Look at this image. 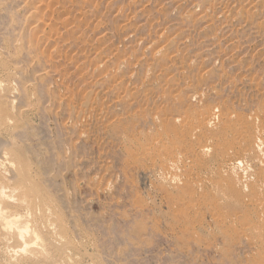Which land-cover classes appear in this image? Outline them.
I'll list each match as a JSON object with an SVG mask.
<instances>
[{
	"label": "rangeland",
	"instance_id": "1",
	"mask_svg": "<svg viewBox=\"0 0 264 264\" xmlns=\"http://www.w3.org/2000/svg\"><path fill=\"white\" fill-rule=\"evenodd\" d=\"M0 85L49 263L264 264V0H0Z\"/></svg>",
	"mask_w": 264,
	"mask_h": 264
},
{
	"label": "bare ground",
	"instance_id": "2",
	"mask_svg": "<svg viewBox=\"0 0 264 264\" xmlns=\"http://www.w3.org/2000/svg\"><path fill=\"white\" fill-rule=\"evenodd\" d=\"M205 2V1H204ZM207 2V1H206ZM200 5V4H199ZM199 9V8H198ZM190 16V15H189ZM192 16H190V18H191ZM256 18V17H255ZM117 22V21H116ZM25 29V28H24ZM166 32V31H165ZM180 35V34H179ZM176 37V36H175ZM180 37H181V35H180ZM253 38V37H252ZM8 40V39H7ZM171 43V42H170ZM174 43V42H173ZM173 43H172V45H173ZM171 45V46H172ZM168 46H170V45H168ZM170 46V47H171ZM163 49V48H162ZM56 50V49H55ZM163 51V50H162ZM157 55V54H156ZM237 55V54H236ZM198 57V56H197ZM126 62V61H125ZM123 65V64H122ZM12 66V65H11ZM13 67V66H12ZM205 67V66H204ZM170 70V69H169ZM212 70H214V69H212ZM117 71V70H116ZM119 71V70H118ZM10 73V72H9ZM148 78V77H147ZM101 83V82H100ZM232 83V82H231ZM4 84V83H3ZM6 84V83H5ZM99 84V83H98ZM232 85V84H231ZM1 86H3V85H0V87ZM5 86V85H4ZM3 86V88H5ZM7 86V85H6ZM98 86V85H97ZM155 86V85H154ZM201 88V87H200ZM0 89H2V88H0ZM0 91H2V90H0ZM94 91V90H93ZM5 92V91H4ZM8 92V91H7ZM6 92V93H7ZM151 92V91H150ZM2 93V92H1ZM33 94V93H32ZM196 96V95H195ZM194 96V97H195ZM193 97V96H192ZM89 99H91V97L89 98ZM89 99H87L88 101H89ZM124 99V98H123ZM196 99V98H195ZM13 102H14V100H13ZM2 103H4V102H2ZM37 103H38V101H37ZM86 103V102H85ZM84 103V104H85ZM88 103V102H87ZM35 104V103H34ZM13 105V104H12ZM37 105V104H36ZM88 105V104H87ZM1 106V105H0ZM14 106V105H13ZM84 106V105H83ZM3 107V106H2ZM35 108V107H34ZM1 109V108H0ZM2 109H4V108H2ZM36 109V108H35ZM211 109V108H210ZM7 110V109H6ZM93 110V109H92ZM3 111V110H2ZM4 111H5V109H4ZM7 111H9V110H7ZM11 111H13L12 109H11ZM207 111V110H206ZM223 112V111H222ZM2 113V115H4V117H3V119L5 118V120L6 121H10V122H12V121H15L14 119L12 120L11 118H14L15 116H13L12 117V115H11V118H10V115L8 116V118H9V120H7L6 119V116H5V114H6V111L4 112L5 114H3V112H0V114ZM9 113H11V112H8V114ZM27 113V112H26ZM179 113V112H178ZM209 113V112H208ZM207 114V113H206ZM229 114V113H228ZM235 114V113H234ZM2 115L0 116V117H2ZM25 115V114H24ZM253 116V115H252ZM24 117V116H23ZM30 117V116H29ZM210 117V116H209ZM208 117V118H209ZM227 117V116H226ZM211 118V117H210ZM0 119H2V118H0ZM16 119V118H15ZM30 119V118H29ZM158 119V118H157ZM229 119V118H228ZM227 119V120H228ZM4 120V121H5ZM32 120V119H31ZM17 121V120H16ZM16 121H15V124H16ZM26 121H27V119H26ZM160 120H158V122H159ZM209 121V120H208ZM4 123V122H3ZM3 123H2V125H3ZM6 123V122H5ZM1 124V123H0ZM7 124V123H6ZM10 124V123H9ZM12 124H14V123H12ZM21 124V123H20ZM5 125V124H4ZM3 125V126H4ZM71 125V124H70ZM2 126V127H3ZM8 126V125H7ZM2 127H0V128H2ZM6 127V126H5ZM9 128V127H8ZM12 128H13V126H12ZM2 133V132H1ZM84 135H85V133H84ZM1 136V135H0ZM5 138V137H4ZM124 138V137H123ZM16 145V144H15ZM12 147V146H11ZM15 147V146H14ZM13 148V147H12ZM19 149H20V147H18ZM11 149V148H10ZM9 148H6V149H4L3 150V152H2V156H0V247L2 246V249H4L7 253H9V254H11L12 253V255H13V251H14V249H12V248H15V243H17L18 245H20V243H22V241H23V243H25L24 245H23V243H22V245L25 247H27L29 244V242H33L32 244H31V246L33 245V247H32V249H34V246L35 245H37V243L34 245V241L35 240H37L38 239V241H39V238H40V240L43 238L45 241H46V248H44V246L43 247H41L40 248V250H39V248L37 247V248H35V249H38L39 250V252H38V254L40 253V255H41V257H42V255H44L45 254V250H46V252L49 250V249H55V247H56V243H57V246H58V242H57V239L59 238L58 236L59 235H57V237H56V233H55V236L53 235V234H50V237L48 236L46 239H45V235H44V231L42 230V232H41V229H42V227L40 228L39 226H42L43 224H41V225H39L40 224V220L37 218L36 219V216H35V214H34V216H35V219H36V222H37V220H39V224L38 223H36V222H34V224H30V222H31V219L30 220H26V217L28 216L29 217V214H27L29 211H28V208L26 207V209L24 210L23 209V211H21L20 209H14L15 208V198L17 199V197H15L16 195L17 196H19L20 194L19 193H17L18 192V189H17V191H16V189L14 188V187H12V185H11V183L10 182H12V178H13V174H15V172L16 173H21V176L22 175H24L25 174V177L24 178H26L27 179V182H28V180L29 179H31V178H27L26 177V175H27V173H24V172H27V171H24L23 169H21V170H23V171H20V169L18 168V167H20V166H25L26 167V164L28 163L27 162V160L25 161V162H27V163H25V162H23V156L20 158V151L18 150V152L20 153V154H18V153H16L15 151V149H11L10 150ZM15 150V151H14ZM13 152V153H11V152ZM10 153V155H8ZM16 153V154H15ZM11 154H12V156H14V154L15 155H20L18 158H19V161L21 160L22 162H23V164L22 165H20V166H18L17 167V165H16V167H17V170L16 169H14L15 168V164H16V162L18 161L17 159V161L16 162H14L15 164L13 165V163H10V161H15V159L14 160H10V157H12L11 156ZM23 154V153H22ZM261 153L259 152V155H258V153L257 152H255V156L256 157H261V158H259L258 160H259V162H258V165L259 166H264V156H262V154L260 155ZM25 155V154H24ZM8 156H10V157H8ZM70 156V155H69ZM14 157H12L11 159H13ZM26 158V157H25ZM25 158H24V160H25ZM70 158V157H69ZM176 158V157H175ZM174 158V159H175ZM10 160V161H8V163H5L4 161H6V160ZM31 159V158H30ZM170 160H172V159H170ZM70 161V160H69ZM181 161V160H180ZM17 163H19L20 164V162H17ZM30 163V162H29ZM25 164V165H24ZM28 165V164H27ZM30 165V164H29ZM67 166V165H66ZM32 167V165L30 166V168ZM70 167V166H69ZM169 167V166H168ZM179 167V166H178ZM20 168H22V167H20ZM24 168V167H23ZM27 168V167H26ZM28 169V168H27ZM32 169V168H31ZM16 170V171H15ZM30 170V169H29ZM38 170V169H37ZM172 170V169H171ZM17 171H19V172H17ZM33 171V170H32ZM29 172V171H28ZM24 173V174H23ZM30 173V172H29ZM32 174V173H31ZM33 174H34V172H33ZM32 174V175H33ZM264 174V173H263ZM262 174V175H263ZM28 176H29V174H28ZM30 177V176H29ZM36 177V176H35ZM20 178V177H19ZM18 178V179H19ZM14 179V178H13ZM18 179H14V180H18ZM20 179H22V177L20 178ZM175 179V178H174ZM13 180V181H14ZM25 179H23L22 181H24ZM33 180V179H32ZM32 180H30V181H32ZM35 180V179H34ZM34 180H33V182H31V183H33L34 184ZM26 181V180H25ZM172 181H173V179H172ZM16 182V181H15ZM175 182V181H174ZM14 183V182H13ZM111 183V182H110ZM30 184V183H29ZM33 184H31V185H33ZM38 184L40 185V187H41V184L39 183V181H38V183H35V185H36V188H37V190L39 189V186H38ZM26 185H28V184H26ZM26 185H23L24 186V188H25V186ZM17 186V188H18V185H16ZM30 186V185H29ZM34 186V185H33ZM35 187V186H34ZM110 187H111V185H110ZM20 188V191H22V185H21V187H19ZM26 188H28L27 186H26ZM25 188V189H26ZM29 188H31V186L29 187ZM42 190H43V188H41ZM14 190H15V192L17 193H15L16 195L14 196L13 194V192H14ZM31 190H32V192H33V188H31ZM35 190V189H34ZM44 190H46V188L44 189ZM44 190H43V192H44ZM100 190V189H99ZM39 191V190H38ZM41 191V190H40ZM28 192V195H26V193ZM29 192H30V190L29 191H24V193H25V195H26V198H28V196H29ZM13 193V194H12ZM21 193V192H20ZM34 193H35V191H34ZM38 193V192H37ZM42 192H40V195L39 194H37V195H39V196H41L42 194H41ZM45 193H46V191H45ZM23 194V193H22ZM21 194V195H22ZM20 195V196H21ZM24 195V194H23ZM30 195H32V193H30ZM36 195V194H35ZM45 195V194H44ZM47 195H48V193H47ZM20 196H19V201L18 200H16V202H20V200H21V204L22 205H24L25 203H24V201H23V199H24V196H21L22 198L20 199ZM38 196V197H39ZM25 198V199H26ZM51 198V197H50ZM30 199H32L31 198V196H30ZM52 199V198H51ZM29 200V199H28ZM33 200H37V197H36V199H33ZM41 200V199H40ZM41 201H43V200H41ZM52 201V200H51ZM39 202V199L37 200V203ZM53 202V204H55L54 203V201H52ZM264 202V201H263ZM15 203V204H14ZM27 203L29 204L30 203V200L29 201H27ZM34 203H36V201L34 202ZM46 203H48V201L46 202L45 201V205H46ZM50 203V202H49ZM33 204V203H32ZM51 204V203H50ZM21 205V206H22ZM26 205V204H25ZM33 205H35V206H37V204H33ZM39 205H42L41 203L39 204ZM39 205H38V207H39ZM44 205V204H43ZM45 205H44V207H45ZM49 205V204H48ZM54 206H56V204L54 205ZM44 207H43V209H44ZM57 207V206H56ZM30 208H32V206L30 207ZM30 208H29V210H30ZM45 208H47V207H45ZM51 208V207H50ZM50 208H48V209H50ZM58 208V207H57ZM57 208L55 209V210H57ZM43 209H42V211H43ZM47 209V210H48ZM34 210V209H33ZM37 210V209H36ZM46 210V209H45ZM45 210H44V213L43 214H45L46 215V213H45ZM46 210V211H47ZM40 211H41V209L39 210V213H40ZM50 210H48V212H49ZM30 212H32V210L30 211ZM29 212V213H30ZM47 212V213H48ZM33 213V212H32ZM34 213H36V211H34ZM58 213V212H57ZM37 214V213H36ZM40 214H42V213H40ZM59 214V213H58ZM31 215V214H30ZM39 215V214H38ZM49 215V214H48ZM33 216V215H32ZM40 216H42V217H44V215H40ZM39 216V217H40ZM51 216H52V214H51ZM50 216V217H51ZM31 217V216H30ZM41 217V218H42ZM49 217V216H48ZM59 217H61L60 216V214H59ZM62 218V217H61ZM34 219V218H33ZM49 219H51V218H48V221L47 222H49ZM44 220H45V217H44ZM47 220V219H46ZM45 220V221H46ZM63 220H64V218H63ZM52 221H54V219L52 218ZM52 221H51V225H52ZM55 222V221H54ZM53 222V224L56 226V224ZM61 222H62V224L63 223H65L64 221H62L61 220ZM42 223V222H41ZM45 223L46 222H44V227L43 228H45ZM50 224V223H49ZM66 224V223H65ZM248 224V223H247ZM30 225L32 226V225H36L35 227H34V229H33V227H30ZM58 225V224H57ZM137 225H139V224H137ZM47 227H48V225H46ZM63 226V225H62ZM136 226V225H135ZM134 226V227H135ZM259 226V225H258ZM8 227H10L11 228V230H8L7 228ZM12 227H13V229H15L16 228V230L15 231H13V229H12ZM46 227V228H47ZM58 227H60V226H58ZM137 227V226H136ZM141 227V226H140ZM9 228V229H10ZM48 228H50V225H49V227ZM57 228V227H56ZM65 229L67 228V227H64ZM139 228V227H138ZM30 229H32V230H30ZM52 229H54V230H56L55 229V227L53 228L52 227ZM62 229H63V227H61V231H62ZM65 229H64V231H65ZM136 229V228H135ZM7 230V231H6ZM48 230V229H47ZM50 230L51 229H49V232H50ZM58 230H59V228H58ZM46 231V230H45ZM53 231V230H52ZM33 232V233H32ZM53 232H55V231H53ZM136 232H138V231H136ZM30 233V235H28ZM59 234H60V230H59V232H58ZM65 233V232H64ZM31 235H33V236H36V237H34V238H36L35 240H34V238L33 237H31ZM61 235V234H60ZM68 235V234H67ZM44 236V237H43ZM63 236H65V234L63 235ZM39 237V238H38ZM66 237V236H65ZM90 238V237H89ZM60 239V238H59ZM70 239V237L68 238V236H67V238H66V240L68 241ZM34 240V241H33ZM65 240V239H64ZM58 241H62V242H64L65 243V241H63V239L61 240H58ZM66 241V242H67ZM43 242V241H42ZM41 241H40V243L41 244H43ZM70 242H71V240H70ZM76 243V242H75ZM81 243V242H80ZM28 244V245H27ZM78 244V243H77ZM61 245V244H60ZM71 245H74V244H71ZM83 245V244H82ZM38 246V245H37ZM39 246H40V244H39ZM64 246V245H63ZM20 248L22 247L21 245L19 246ZM18 246H17V248H19ZM26 247H25V250H26ZM28 247H30V246H28ZM67 247H68V245H67ZM76 247V246H75ZM78 247V246H77ZM80 247V246H79ZM92 247V246H91ZM124 247V246H123ZM15 249V250H19V249ZM43 248V249H42ZM84 248V247H83ZM34 249V250H35ZM57 249V248H56ZM62 248L60 247V251H59V247H58V249H57V251H59V255H61V261H62V258L64 259V262H65V260H66V256H64L65 255V253H63L64 251L63 250H61ZM78 249V248H77ZM89 249V248H88ZM87 249V250H88ZM123 249V248H122ZM126 249V248H125ZM79 250V249H78ZM21 252H23L24 253V250H23V248H21V250H20ZM62 251V252H61ZM67 251V254H69L70 253V251H69V253H68V250H66ZM11 252V253H10ZM30 252H31V248H30ZM29 252V253H30ZM49 252H50V250H49ZM48 252V253H49ZM3 253V252H2ZM15 253L16 252H14V256H15ZM28 253V254H29ZM32 253V252H31ZM34 253V252H33ZM50 253H52V252H50ZM72 253V252H71ZM122 253V252H121ZM17 254L18 253H16V256H17ZM27 254V255H28ZM37 254V255H38ZM58 254V253H57ZM87 254V253H86ZM85 254V255H86ZM3 255V254H2ZM19 255V254H18ZM29 255H31V254H29ZM32 255H36V253L35 254H32ZM36 255V256H37ZM39 255V256H40ZM46 255V254H45ZM5 256H7V255H5ZM26 256V255H25ZM68 256V255H67ZM70 256V255H69ZM3 257V256H2ZM10 255H9V257H8V259L5 261L4 259H3V261H5L3 264H26V262H24L22 259H20V258H22V254H21V257L19 258L20 260H22V261H20V262H17L16 260H14L16 257H14V262H12L13 260H11L10 261ZM29 257V256H28ZM48 257V256H47ZM45 258L46 260L48 259L49 260V258ZM250 257V256H249ZM7 258V257H6ZM5 258V259H6ZM12 258H13V256H12ZM52 258H56L55 257V255H54V257H52ZM38 259L39 258H37V260L36 261H38ZM42 259H44L43 257L40 259V260H42ZM44 259V260H45ZM68 259V258H67ZM86 259V258H85ZM89 259V258H88ZM47 260V261H48ZM52 259H50L49 261H51ZM69 260H71L70 259V257H69ZM68 260V261H69ZM94 260V259H93ZM26 261H29V260H26ZM46 261V264L47 263H49V261L47 262ZM57 261V263L58 262H60V260L58 261V259L56 260ZM1 262V261H0ZM17 262V263H16ZM55 262V261H54ZM53 262V263H54ZM63 262V261H62ZM56 263V262H55ZM54 263V264H55ZM71 263H72V261H71ZM1 264V263H0ZM30 264H33V262H30ZM49 264H52V263H49ZM66 264V263H65ZM73 264V263H72Z\"/></svg>",
	"mask_w": 264,
	"mask_h": 264
}]
</instances>
